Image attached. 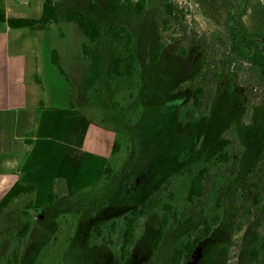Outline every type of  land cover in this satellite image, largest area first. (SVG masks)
<instances>
[{"label": "rangeland", "instance_id": "obj_1", "mask_svg": "<svg viewBox=\"0 0 264 264\" xmlns=\"http://www.w3.org/2000/svg\"><path fill=\"white\" fill-rule=\"evenodd\" d=\"M103 1L87 11L104 30L95 42L76 22L53 23L49 33L73 102L116 135L112 177L75 194L54 192L52 201V192L37 200L36 191L13 200L0 214V264H11L14 253L19 264H120L124 216L157 192L172 206L164 238L155 245L162 210L149 211L123 264H171L180 243L213 216L218 222L188 264H264V248L253 258L264 245V202L253 205L254 184L264 183V84L248 64L236 69L216 40L225 32L223 2L171 0L174 12L164 27L161 3L114 14ZM263 6L264 0L235 2L233 13L252 31L264 27ZM120 26L133 36L138 66L132 80L113 79L119 45L105 31ZM222 153L230 159L218 161ZM201 167L209 175L205 194L191 204L188 186ZM26 221L31 228L20 237Z\"/></svg>", "mask_w": 264, "mask_h": 264}, {"label": "crops", "instance_id": "obj_2", "mask_svg": "<svg viewBox=\"0 0 264 264\" xmlns=\"http://www.w3.org/2000/svg\"><path fill=\"white\" fill-rule=\"evenodd\" d=\"M52 1L59 14L56 24L74 23L65 19L73 11L94 18L87 11L97 0ZM44 2L0 0V11L8 18L39 19ZM50 25L16 29L0 21V202L17 182L35 185L37 200L52 189L82 192L103 181L113 156L116 135L91 121L72 100ZM54 50L60 67L53 63Z\"/></svg>", "mask_w": 264, "mask_h": 264}, {"label": "trees", "instance_id": "obj_3", "mask_svg": "<svg viewBox=\"0 0 264 264\" xmlns=\"http://www.w3.org/2000/svg\"><path fill=\"white\" fill-rule=\"evenodd\" d=\"M216 2H223L226 8V20L224 22L225 32L218 34L216 40L219 44L226 47L230 54H227L226 58L230 63L236 67V69H242L243 65L248 64L250 71L256 77L259 83L264 84V27L256 28L254 30H249L246 24L235 17L234 3L244 2L245 0H214ZM161 3L163 5L166 18L163 19L164 27L169 23V17L174 12V5L171 0H107L104 4V8L114 14H119L124 10L134 11L137 13H142L145 11L148 4ZM264 14V6L263 12ZM65 19L67 21H73L79 24L81 30L87 35L91 40L96 41L100 39L103 35V27L99 21L95 20L84 14L81 11H73L66 15ZM0 21L7 22L12 28H30L33 30H43L47 28L52 23L59 22V14L56 4L52 0H45L43 7V14L39 19L33 18H8L6 14L0 11ZM105 33L110 34L116 43L119 45V51L116 53L112 60V74L114 80L128 79L132 80L135 76L138 66L137 56L133 49V36L124 26L120 27H109ZM162 46H160L154 53L153 60L157 61ZM53 63L60 67L59 57L57 52L53 51ZM203 94L202 87H196L193 93V104L198 107L201 102V97ZM31 133L29 136L31 137ZM33 141L27 138V144L32 145ZM119 150V143L116 140L113 146V155ZM230 156L227 153H222L217 156L218 161H228ZM113 169L108 163L105 173L103 176V181H109L112 177ZM208 169L206 167H201L197 172L192 173L190 183L187 192V201L189 203H194L205 194V182L208 180ZM37 187L32 184H22L17 182L10 188V190L5 194L0 202V214L3 208L7 207L13 200L19 196L27 193L35 192ZM50 200L53 199L54 189L51 190ZM262 202H264V183L262 179H259L254 184V201L253 205L258 207ZM32 206H28L30 208ZM36 207V206H35ZM155 209L162 210V219L159 225L155 245L158 246L167 231L169 223L172 216V206L169 203H163L161 195L159 192L152 195L142 207L133 208L128 214L124 216V229L122 233V241L120 245V264H123L131 254V247L134 243L136 236V229L139 221L147 215L149 211ZM250 214V209L247 208ZM174 219L178 221L177 217ZM219 218L217 216L206 217L203 220V227L196 234L191 233L187 238L180 243L176 249L171 264H188L193 258L198 245L212 233L213 226L218 222ZM242 224L239 225L241 229ZM31 228L30 221L23 223L20 228L18 235L20 237H25ZM101 231L100 226H95L93 232ZM92 235V234H89ZM264 248V245L258 249H254L253 258H258L260 251ZM11 264H19L18 254L14 253L13 261Z\"/></svg>", "mask_w": 264, "mask_h": 264}]
</instances>
